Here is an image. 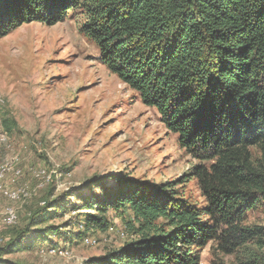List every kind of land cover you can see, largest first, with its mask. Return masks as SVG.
I'll use <instances>...</instances> for the list:
<instances>
[{
  "label": "trees",
  "instance_id": "1",
  "mask_svg": "<svg viewBox=\"0 0 264 264\" xmlns=\"http://www.w3.org/2000/svg\"><path fill=\"white\" fill-rule=\"evenodd\" d=\"M76 10L101 63L157 110L195 159L212 162L191 170L202 209L175 204L170 184L142 187L114 178L113 189L104 179L91 185L76 209L77 228L85 225L79 241L109 231V214L124 221L127 211L128 232L138 239L87 264H199L195 248L209 241L233 253L261 240L264 227H244L243 220L264 198V166L254 164L250 151L259 147L264 159V0H0V38L26 23L54 26ZM56 205L45 201L32 214L31 224L0 249V264H22L4 256L33 238L72 242L70 223L32 230L57 216L49 213ZM161 219L170 229L157 224Z\"/></svg>",
  "mask_w": 264,
  "mask_h": 264
},
{
  "label": "rangeland",
  "instance_id": "2",
  "mask_svg": "<svg viewBox=\"0 0 264 264\" xmlns=\"http://www.w3.org/2000/svg\"><path fill=\"white\" fill-rule=\"evenodd\" d=\"M85 20L82 11H69L54 26L26 23L0 38V249L31 224L45 201L59 202L49 209L57 216L32 230L70 223L74 231L71 243L51 236L54 243L42 244L33 238L4 256L22 264H87L138 239L128 232L127 211L124 221L109 214V231L79 241L85 225L77 228L76 209L102 179L109 189L114 178L142 187L170 184L175 204L199 209L206 204L191 170L212 162L195 159L157 110L101 63L97 45L81 33ZM250 151L262 168L260 148ZM243 226L264 227V198L247 212ZM195 249L199 264H264V237L233 253L215 240Z\"/></svg>",
  "mask_w": 264,
  "mask_h": 264
},
{
  "label": "built area",
  "instance_id": "3",
  "mask_svg": "<svg viewBox=\"0 0 264 264\" xmlns=\"http://www.w3.org/2000/svg\"><path fill=\"white\" fill-rule=\"evenodd\" d=\"M8 190H10V189H8Z\"/></svg>",
  "mask_w": 264,
  "mask_h": 264
}]
</instances>
